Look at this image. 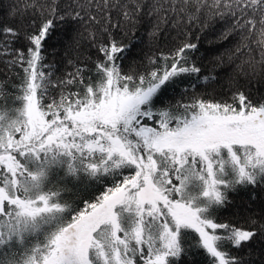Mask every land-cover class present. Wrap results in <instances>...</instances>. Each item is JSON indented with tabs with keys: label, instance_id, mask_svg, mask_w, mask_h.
Wrapping results in <instances>:
<instances>
[{
	"label": "snow or ice",
	"instance_id": "1",
	"mask_svg": "<svg viewBox=\"0 0 264 264\" xmlns=\"http://www.w3.org/2000/svg\"><path fill=\"white\" fill-rule=\"evenodd\" d=\"M210 7L264 44V0ZM65 19L52 7L23 34L0 22V61L23 73L11 91L0 81V264H182L201 250L209 264H245L226 249H245L264 224L217 214L234 193L254 202L264 192V101L166 98L215 80L201 75L188 33L146 73L122 70L132 44L109 35L93 69L54 79L44 48Z\"/></svg>",
	"mask_w": 264,
	"mask_h": 264
},
{
	"label": "trees",
	"instance_id": "2",
	"mask_svg": "<svg viewBox=\"0 0 264 264\" xmlns=\"http://www.w3.org/2000/svg\"><path fill=\"white\" fill-rule=\"evenodd\" d=\"M212 3L213 0H206V6L196 13L195 7H186L183 0H0V22L12 25L23 34L31 30L33 21L39 24L47 18L52 7L65 16L63 23L57 22L44 48V63L54 66V79L64 78L77 65L93 69L95 61L101 58L98 45L106 42L109 35L132 44L121 62L122 70L146 73L153 67L149 64L150 57L168 53L188 33L192 42L199 44L196 56L202 57L199 59L201 75L211 74L215 80L206 85L196 83L195 87L185 83L169 89L166 98L188 102L191 96L199 95L207 100L231 102L234 93L243 92L253 103L264 101V44L258 33L250 35L247 29L233 27V18L219 15L225 9L212 8ZM174 6L176 11L172 10ZM126 11L132 19L125 18ZM76 12L80 13L79 18H74ZM190 14H195L197 19L190 21ZM256 18L259 20V16ZM224 33H229L227 39L222 38ZM21 76L23 73L18 68L9 71L0 61V81L10 78L9 91L12 85L20 83ZM184 88L187 93L182 96ZM97 194L98 191H89L84 198ZM230 199L231 205L217 214L221 222L244 224L252 219L264 224V192L254 202L242 191L230 195ZM189 233L190 237L196 236L190 230ZM226 250L242 257L245 264H264V234L258 235L243 250ZM182 264H209V258L203 250L192 251Z\"/></svg>",
	"mask_w": 264,
	"mask_h": 264
}]
</instances>
